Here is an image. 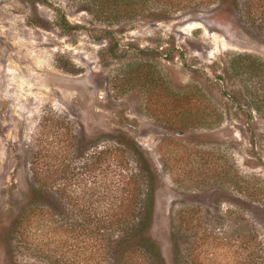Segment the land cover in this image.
I'll return each instance as SVG.
<instances>
[{
    "label": "rangeland",
    "instance_id": "rangeland-1",
    "mask_svg": "<svg viewBox=\"0 0 264 264\" xmlns=\"http://www.w3.org/2000/svg\"><path fill=\"white\" fill-rule=\"evenodd\" d=\"M219 4L149 0L107 22L86 0H0V220L25 201L34 155L54 164L83 138L90 151L120 141L135 165L133 141L152 174L147 235L163 264H249L234 228L256 225L264 244L261 218L234 223L226 211L230 175L264 186V74L236 73L233 58L264 62V24L233 4L214 18ZM48 218L30 220L0 264H53L49 253L98 264L84 236Z\"/></svg>",
    "mask_w": 264,
    "mask_h": 264
},
{
    "label": "trees",
    "instance_id": "trees-1",
    "mask_svg": "<svg viewBox=\"0 0 264 264\" xmlns=\"http://www.w3.org/2000/svg\"><path fill=\"white\" fill-rule=\"evenodd\" d=\"M148 1L86 0V5L97 19L110 22L133 18ZM220 2L212 12L214 18H226V13L218 12V9L233 4L239 6L238 18L242 14L251 23L259 20L264 24V0ZM233 68L238 74H264V62L249 55L234 56ZM84 140L71 151L76 155L71 158L65 155L62 161L55 160L54 164L45 161L42 155L32 157L31 181L24 193L25 201L17 212L9 210L8 217L0 220L3 256L13 260L14 249L23 247L21 237L26 233L25 226L30 225V220L39 223L44 213L57 223L48 227L78 233L88 240V260L92 259V263L144 264L148 261V264H163L158 245L147 235L153 210L152 174L140 147L133 141L126 146L133 154L135 165H131L121 145L124 143L116 141L104 144L99 151H90ZM75 158H78L77 163ZM229 181V208L226 212L231 222L247 221L245 214L248 212L261 218L264 228V186H255L254 182L241 179L236 173L230 175ZM141 195L145 197L142 199L145 203L139 210ZM203 224H192L194 232L203 228ZM258 229L256 225L234 228L233 243L249 264H264V251L259 248L264 244L255 232ZM172 234L176 244L180 234L174 229ZM258 236L260 240H257ZM138 253L148 256V260H137ZM65 255L55 257L49 253L47 258L53 264H70V260L64 259Z\"/></svg>",
    "mask_w": 264,
    "mask_h": 264
}]
</instances>
